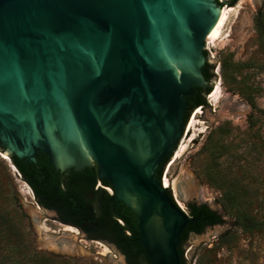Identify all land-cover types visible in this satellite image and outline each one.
Returning <instances> with one entry per match:
<instances>
[{"label": "water", "instance_id": "water-1", "mask_svg": "<svg viewBox=\"0 0 264 264\" xmlns=\"http://www.w3.org/2000/svg\"><path fill=\"white\" fill-rule=\"evenodd\" d=\"M223 3L0 0L1 155L37 162L43 151L61 171L96 164L137 215L151 264H182L191 219L168 193L166 169L186 129L188 96L213 89L204 45ZM25 210L37 224L46 219L40 210L57 217L38 203ZM71 235L50 237L62 245Z\"/></svg>", "mask_w": 264, "mask_h": 264}, {"label": "rangeland", "instance_id": "rangeland-1", "mask_svg": "<svg viewBox=\"0 0 264 264\" xmlns=\"http://www.w3.org/2000/svg\"><path fill=\"white\" fill-rule=\"evenodd\" d=\"M219 1H224L223 7L234 9L221 36L206 38L204 51L208 52L206 61L215 65V76L209 83H213V89L217 82L221 83L222 98L214 105L208 94V106L189 114L166 169L174 183L168 187L186 212L189 213V204L206 203L224 217L222 223L190 233L183 244L186 264H264V228L249 232L237 226L235 214L224 208L223 187L208 178L211 175L223 179L225 186L236 185L245 193L243 204L264 219V43L256 27L258 15L264 18V0H238L234 5L226 4L228 0ZM223 61L230 65L226 74L221 68ZM197 110L201 111L197 116L205 122L206 130L197 131L187 151L176 157L180 144L188 141L193 132L188 134L187 127ZM252 114L253 124L249 119ZM202 125L198 123L197 128ZM0 159L4 160H0V203L14 208L20 204L28 216L25 222L32 225L35 249L68 257L74 264H127L104 241L90 239L78 230L79 235L71 233L65 239L76 245L73 251L46 244L51 235H62L63 223L42 210L46 219L35 223L25 210V204H37L35 199L1 153Z\"/></svg>", "mask_w": 264, "mask_h": 264}, {"label": "trees", "instance_id": "trees-1", "mask_svg": "<svg viewBox=\"0 0 264 264\" xmlns=\"http://www.w3.org/2000/svg\"><path fill=\"white\" fill-rule=\"evenodd\" d=\"M237 1L228 0V4L234 5ZM256 27L264 43V18L261 14L256 19ZM205 53L208 55L207 51ZM214 68L215 65L206 61L203 66L206 80L210 81L215 76ZM221 68L226 74L230 65L223 61ZM210 90L211 87L194 88V93L188 96L186 120L194 109L208 106L206 96L210 94ZM254 118L253 114L249 117L252 124ZM4 150L0 141V153ZM170 157L171 154L165 162ZM0 160L4 162L3 159ZM8 161L17 168L21 178L32 188L37 203L44 208L55 210L59 220L78 227L90 239H100L116 245L126 256L128 264H151L140 241L137 215L123 202L115 199V191L110 192L107 189H112L110 183L99 178L96 164L84 170L69 168L61 171L54 167L48 154L43 151H38L37 162L26 161L24 157L15 154H11ZM208 178L215 185L223 187L224 208L235 214L237 226L249 232L264 228V219H260L256 213H251L247 205L243 204L244 191L236 185L225 186L223 179L211 175ZM168 193L177 204L169 188ZM5 200L7 201V198ZM17 206L14 208L0 203V264H74L68 257L34 248L32 225L30 221L25 222L28 216L20 204ZM189 216L191 221L182 232L178 247L182 264H186L182 244L190 233H200L208 225L224 221L223 215L206 203L189 204Z\"/></svg>", "mask_w": 264, "mask_h": 264}, {"label": "bare ground", "instance_id": "bare-ground-1", "mask_svg": "<svg viewBox=\"0 0 264 264\" xmlns=\"http://www.w3.org/2000/svg\"><path fill=\"white\" fill-rule=\"evenodd\" d=\"M234 9V7L232 6H224L221 8V12H220V15L215 23V25L213 26V28L211 29V31L208 33L207 35V39L210 40V39H216L218 37L221 36V33H222V29L223 27L226 25L228 19H229V16H230V11H232ZM218 72V71H217ZM221 83L220 82H217L216 83V86L214 87V89L210 92V94L208 95V99L210 102H212L214 105H216L222 98V90H221ZM201 111L200 110H197L196 111V114L193 115V117L191 118V120L188 122V127H187V131H188V134L193 130L192 134L190 135V138L188 141H185V142H182L176 152V157H180L182 156L186 151L187 149L189 148V142L192 141V140H195V137L197 135V131H199L200 133L204 132L206 129V126H205V122L201 119L198 118L197 114H199ZM198 123H203L204 125H202L200 128H197V124ZM3 157H5L3 155ZM6 159V157H5ZM7 160V159H6ZM167 184L168 186H170L171 184H174V183H171L168 175H167ZM174 186V185H173ZM176 194V193H175ZM44 229H46L44 227ZM64 230L67 232V233H74V234H78V229H75V227H72V226H66L64 228ZM65 239H68V238H63L61 239V241H63L62 245H59L55 240H53L51 237L47 238L46 240V244H49L50 246H52V248H56V249H66V250H69V251H73L76 249V245L75 244H70L69 242H67ZM108 248V247H106Z\"/></svg>", "mask_w": 264, "mask_h": 264}, {"label": "flooded vegetation", "instance_id": "flooded-vegetation-1", "mask_svg": "<svg viewBox=\"0 0 264 264\" xmlns=\"http://www.w3.org/2000/svg\"><path fill=\"white\" fill-rule=\"evenodd\" d=\"M209 82H211V80L209 81ZM189 104V103H188ZM193 204H197V205H200V204H202V203H200V204H198V203H193ZM51 210H53V209H51ZM57 218H58V214H57ZM58 220H59V218H58ZM60 222H62L61 220H59ZM208 226H211V225H208ZM185 242V241H184ZM182 246H183V244H182Z\"/></svg>", "mask_w": 264, "mask_h": 264}, {"label": "built area", "instance_id": "built-area-1", "mask_svg": "<svg viewBox=\"0 0 264 264\" xmlns=\"http://www.w3.org/2000/svg\"><path fill=\"white\" fill-rule=\"evenodd\" d=\"M169 188V187H168ZM175 200H176V202L178 203V205H180V207L184 210V208L182 207V205L179 203V201L176 199V197H175Z\"/></svg>", "mask_w": 264, "mask_h": 264}]
</instances>
